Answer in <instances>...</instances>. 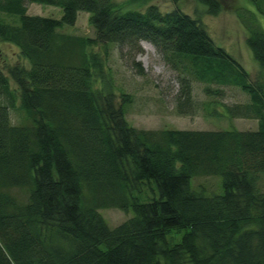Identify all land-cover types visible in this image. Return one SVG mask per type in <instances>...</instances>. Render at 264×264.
<instances>
[{"label":"trees","instance_id":"16d2710c","mask_svg":"<svg viewBox=\"0 0 264 264\" xmlns=\"http://www.w3.org/2000/svg\"><path fill=\"white\" fill-rule=\"evenodd\" d=\"M195 1L207 15L220 9L216 0ZM245 1L264 19V0ZM26 4L56 7L61 17L27 15ZM78 12L89 14L93 38L58 33ZM252 24L245 46L264 71V32ZM141 41L179 74L180 109L191 81L206 96L233 87L246 104L203 109L255 128L130 127V96L115 104L105 67L109 46L136 53ZM0 44L25 64L8 75L0 66V264H264L263 85L212 43L198 18L153 5L119 9L112 0H0ZM197 178H216L219 191L193 188ZM151 183L157 195L147 199ZM105 209L132 216L109 228L98 213ZM173 230L183 234L168 246Z\"/></svg>","mask_w":264,"mask_h":264},{"label":"rangeland","instance_id":"374dc122","mask_svg":"<svg viewBox=\"0 0 264 264\" xmlns=\"http://www.w3.org/2000/svg\"><path fill=\"white\" fill-rule=\"evenodd\" d=\"M219 11L215 16L207 15L205 9L195 0H151L144 5L136 4V0H112L119 9L143 11L153 5L160 12L177 9L192 19L198 18L212 43L223 49L247 74L250 82L256 81L263 85L264 71L258 69L245 46L247 36L246 26L254 23L264 32V19L255 13L250 3L245 0H216ZM26 14L44 18L59 19L60 9L53 6L26 4ZM254 14V15H253ZM4 21L12 23L14 19L1 16ZM89 14L78 12L73 26H63L58 33L93 38L94 31L88 24ZM141 43H145V48ZM138 52L127 48L109 46V57L105 67L107 83L115 93V104L119 105L121 95L130 96V103L125 105L124 119L127 124L138 130H252L255 121L243 119L214 118L210 111L209 116L203 106L208 102H216L225 106L243 105L248 102L247 96L233 87H219L221 94L206 96L202 85L191 81L192 95L190 103L182 104L179 97V74L165 64L155 49L147 42L138 43ZM133 63L139 64L140 70ZM24 61L19 58L14 47L0 44V66L5 73L14 67H23ZM97 85H101L98 82ZM213 88V86H211ZM219 110V107L216 106ZM184 112L185 114H180ZM11 122L15 123L19 116L11 113ZM153 194L147 193V199L157 195L154 183ZM264 185V178L262 179ZM193 188H202L206 193L219 191V182L216 178H197L192 180ZM195 190V189H194ZM145 194L140 196L143 202ZM99 215L109 228H114L132 216L131 211L122 212L116 209L98 210ZM183 234L182 231H170L166 240L168 246L177 243Z\"/></svg>","mask_w":264,"mask_h":264},{"label":"bare ground","instance_id":"6f19581e","mask_svg":"<svg viewBox=\"0 0 264 264\" xmlns=\"http://www.w3.org/2000/svg\"><path fill=\"white\" fill-rule=\"evenodd\" d=\"M142 47L145 48L146 44L145 43H141Z\"/></svg>","mask_w":264,"mask_h":264}]
</instances>
